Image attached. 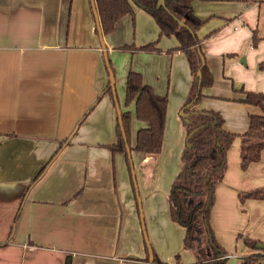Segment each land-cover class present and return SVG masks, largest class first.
<instances>
[{"label":"crops","instance_id":"obj_1","mask_svg":"<svg viewBox=\"0 0 264 264\" xmlns=\"http://www.w3.org/2000/svg\"><path fill=\"white\" fill-rule=\"evenodd\" d=\"M130 1L133 15L102 37L119 110L130 112V148L147 122L133 101L124 104L127 71L167 96L160 151L130 149V157L150 245L162 263L186 264L195 257L182 246L184 227L171 218L168 192L181 167L179 112L192 76L185 53L169 51L176 37L159 34L154 18ZM189 10L203 21L196 34L213 77L197 108L217 111L235 133L209 224L225 248L238 233L264 241V199L240 204L237 197L264 185V148L246 168L239 154L249 115L263 109L238 99L241 89L264 92V0H191ZM94 25L89 0H0V264H148L131 168L124 153L107 147L116 141L117 111L104 92L109 74ZM149 42L159 51L117 48ZM168 230L179 233L172 246Z\"/></svg>","mask_w":264,"mask_h":264},{"label":"trees","instance_id":"obj_2","mask_svg":"<svg viewBox=\"0 0 264 264\" xmlns=\"http://www.w3.org/2000/svg\"><path fill=\"white\" fill-rule=\"evenodd\" d=\"M157 1L136 0L138 6L154 18L159 27V34L176 37L178 44L169 51L179 49L185 53L192 76L190 89L183 104L184 112L189 113L188 116L182 117V124L185 128V144L180 155L181 167L168 192L169 212L171 218L184 227L182 246L190 250L195 257L193 262L186 264H225L228 254L215 239L208 218L214 186L222 179L225 170L226 150L235 133L229 132L223 127V118L217 111L197 108L202 96L201 89L210 85L213 77L206 64L201 68L200 76L196 74L201 63L200 57L203 56L196 30L203 21L189 10L191 0H164V5L160 6H157ZM93 2L102 34L111 32L115 22L122 15L126 13L133 15V6L130 0H93ZM89 3L91 6L90 0ZM94 32L97 34L96 24ZM255 36L253 32V41H255ZM122 48L159 51L153 42L139 46L123 45ZM108 62L110 63L109 58ZM258 66L263 68L264 61H260ZM105 91H109L113 97L109 82ZM241 92L242 96L238 98L239 100L256 104L263 109L261 114L249 115L247 129L239 134L240 166L246 168L251 161L259 159L260 150L264 148V92L244 89H241ZM101 94L102 91L97 94L95 100H98ZM132 101L136 117L147 122V126L137 129L134 146L130 149L144 154H156L161 149L167 96L154 92L149 84L143 82L141 73L129 69L125 78L124 104L127 106ZM120 119L119 123L117 118L115 125L116 141L107 144V147L112 152L124 153L130 168V160L127 157L125 140L122 136L123 130L126 142L129 144L131 120L129 110L120 111ZM64 142V139L60 140L59 145L39 168L30 184L42 174ZM131 181L133 183L132 179ZM209 191L211 194L206 217L211 241L208 239L203 221V207ZM237 197L240 204L247 198L264 199V185L240 190ZM236 238H240L242 243L250 249L240 257L241 264H264L263 240L240 233ZM151 248L152 264H167L162 263L153 247ZM145 260H148L146 244ZM175 264L181 263L176 262Z\"/></svg>","mask_w":264,"mask_h":264},{"label":"water","instance_id":"obj_3","mask_svg":"<svg viewBox=\"0 0 264 264\" xmlns=\"http://www.w3.org/2000/svg\"><path fill=\"white\" fill-rule=\"evenodd\" d=\"M90 1H91L92 13H93L94 19H95V24H96V30H97V35H98V39H99V44L101 46L103 57H104V60H105V65L107 67V71H108V74H109V83H110L111 91L113 93V97H114V101H115V107H116V111H117V118H118V122L120 123L121 122L120 110H119V106H118V103H117L115 90H114V86H113V73H112L111 67H110L109 62H108L107 49H106L105 43L103 41L101 29L99 27L95 5H94L93 0H90ZM132 1H133V3L138 5L136 0H132ZM160 5H164V0H158L157 1V6H160ZM200 58H201V63H200V66L198 67V69L196 71V74L198 76H200L201 68L205 64L203 56H201ZM188 114H189L188 112H184V107H182L180 109L179 115L181 117H186V116H188ZM122 136L124 137V140H125V147H126L127 157L130 160L131 176H132V180H133V183H134V191H135V196H136L137 204H138V211H139V216H140V220H141L142 232H143V237H144L145 244H146V247H147V250H148V264H152V259H153L152 248H151V245H150L149 240L147 238V234H146L145 227H144L143 213H142V209H141V202H140L139 193H138V190H137V184H136V181H135V174H134L133 165H132L131 157H130V147H129L128 143L126 142V138H125V134H124L123 130H122ZM210 194H211V192L209 191L208 194H207V197L205 199V202H204L203 221H204L205 228L207 230L208 239L211 241V237H210V234H209V231H208L207 217H206V209H207V206H208V203H209ZM66 264H68V262H66Z\"/></svg>","mask_w":264,"mask_h":264},{"label":"rangeland","instance_id":"obj_4","mask_svg":"<svg viewBox=\"0 0 264 264\" xmlns=\"http://www.w3.org/2000/svg\"><path fill=\"white\" fill-rule=\"evenodd\" d=\"M123 45H132V43H123L122 45H120L117 48L118 49H126V48H122ZM114 86H115V92H116V95H117L116 85H114ZM130 131H131V122H130V127H129V141H130V138H131L130 137L131 136ZM243 209H245V207H243ZM168 233L170 234V238H169V240H170V246H172L175 243V241H177V236L179 235V233H176L175 230H172V231L171 230H168ZM147 236H148V233H147ZM182 238L183 237H181V240H182ZM151 245H152V243H151ZM152 247H153V245H152ZM153 249H154V247H153ZM223 249L226 251L227 254L228 253H232V254H235V256H236V257H234V256H227L226 257V260H225V264H240V261H241V258L240 257L244 254V246H243L241 240H239V241H237L235 243H233V241H232L231 247H226V248L223 247ZM176 253H179L178 250H176L174 254H176ZM184 254H186V253H182L181 256H183Z\"/></svg>","mask_w":264,"mask_h":264}]
</instances>
